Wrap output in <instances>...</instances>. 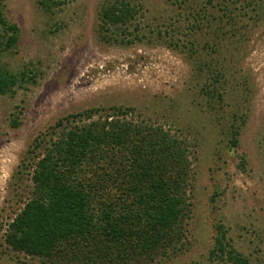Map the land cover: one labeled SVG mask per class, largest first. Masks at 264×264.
Listing matches in <instances>:
<instances>
[{
    "label": "rangeland",
    "instance_id": "374dc122",
    "mask_svg": "<svg viewBox=\"0 0 264 264\" xmlns=\"http://www.w3.org/2000/svg\"><path fill=\"white\" fill-rule=\"evenodd\" d=\"M112 1L0 0L18 30L0 44V66L20 78L0 94V264H55L4 240L31 195L34 139L56 136L64 116L114 109L188 143L183 242L139 264H222L210 256L218 224L235 253L264 264V0H125L133 18L105 28ZM90 109L99 112L79 114Z\"/></svg>",
    "mask_w": 264,
    "mask_h": 264
},
{
    "label": "trees",
    "instance_id": "16d2710c",
    "mask_svg": "<svg viewBox=\"0 0 264 264\" xmlns=\"http://www.w3.org/2000/svg\"><path fill=\"white\" fill-rule=\"evenodd\" d=\"M135 12L127 1L114 0L102 9L101 21L105 28L123 24ZM2 28L7 36L1 46L10 47L17 26L0 10V33ZM19 79L0 66V94ZM212 87L206 90L210 98L217 94ZM113 111L90 121L64 116L56 121L55 126L66 122L56 136L45 132L34 139L31 195L5 230L13 251L55 264H139L183 242L191 210L188 143L162 125ZM95 112L79 114L87 119ZM226 129L233 147L239 131L233 123ZM215 229L210 256L222 264H248L229 245L222 226Z\"/></svg>",
    "mask_w": 264,
    "mask_h": 264
},
{
    "label": "water",
    "instance_id": "95a60500",
    "mask_svg": "<svg viewBox=\"0 0 264 264\" xmlns=\"http://www.w3.org/2000/svg\"><path fill=\"white\" fill-rule=\"evenodd\" d=\"M1 44V43H0Z\"/></svg>",
    "mask_w": 264,
    "mask_h": 264
}]
</instances>
